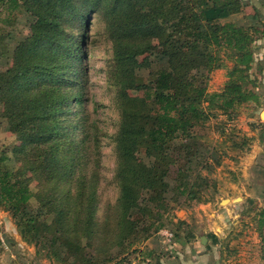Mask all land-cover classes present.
<instances>
[{"label": "trees", "instance_id": "1", "mask_svg": "<svg viewBox=\"0 0 264 264\" xmlns=\"http://www.w3.org/2000/svg\"><path fill=\"white\" fill-rule=\"evenodd\" d=\"M0 4L10 24L23 11L33 22L9 66L0 71V101L1 115L21 142L14 148L15 159L40 181L33 190L31 177L11 169L10 156L2 150L0 205L11 211L23 239L35 243L53 264H112L134 245L169 228L175 208L203 202L211 188L218 190L202 170L212 171V157L221 164L219 144H225L226 156L229 150L245 154L254 143L255 136L235 126L228 130L222 123L216 128L223 136L219 144L212 145L198 132L219 115L232 119L245 107L262 105L256 90L261 83L251 70L255 42L260 32L264 37V30L228 20L255 8L251 2ZM93 17L104 23L113 43L120 108L114 139L120 195L100 221V140L84 111L86 44ZM220 68L228 69V79L221 90L210 91L211 74ZM253 220L264 264V206L256 207ZM183 224L180 220L170 229L179 236ZM210 235L218 241L216 234Z\"/></svg>", "mask_w": 264, "mask_h": 264}, {"label": "rangeland", "instance_id": "2", "mask_svg": "<svg viewBox=\"0 0 264 264\" xmlns=\"http://www.w3.org/2000/svg\"><path fill=\"white\" fill-rule=\"evenodd\" d=\"M254 1L255 4L251 3L257 9V16L252 17L255 13V8L252 7L251 11L232 15L228 20L244 26L254 24L259 30H264V8L260 6L262 3L259 0ZM23 12L16 14L10 24L6 9L0 4V71L9 66L15 48L25 40L29 29L33 26L29 13ZM261 35L260 32L255 42L256 63L252 66L251 73L259 78L261 83L256 90L262 95V105L258 108L254 104L249 108L245 107L232 119L219 115L210 119L205 127L198 129V132L207 137L209 143L215 145L223 138L216 129L221 123V127L224 125L228 130L232 126L238 127L242 132L255 136L251 148L245 154L229 150L228 155L223 156L222 150L225 144H219V151L222 154L221 164L217 165L216 157H212L209 159L212 171L202 170L204 175L210 177L212 184H216L215 190H218L214 192L211 188L203 202L191 206L182 205L173 210V222L168 225V229L171 227L175 230L178 221L183 220L184 224L177 230L179 236L170 229L174 232V237L169 241L159 230L147 240L131 247L112 264L262 263L260 238L253 217L256 207L264 206V165L257 159L256 163L249 161L258 139L260 147L264 149V128L250 121L251 118L257 121L264 120L261 115L264 108V94L258 91L264 82V37ZM88 36L85 64L89 72V81L86 87L84 111L89 115L90 122L98 128L100 140L98 168L100 181L97 188L100 198L97 219L100 221L105 216L108 204L115 206L120 195L119 183L115 177L118 160L114 142L120 122V108L116 102L117 89L113 78V43L105 31L104 23L97 17L92 19ZM227 72V68H220L211 74L210 91L221 90L224 87L228 79ZM142 75L146 77L147 71H143ZM3 107L0 101V155L2 150H6L10 156L7 161L8 166L17 174L24 172L25 176L31 177L30 186L36 190L40 181L26 169L24 162L15 159L14 148L21 142L10 129L8 120L1 115ZM251 123L255 124L254 129L251 128ZM257 127L260 131L258 135H253L252 132ZM225 131L227 132V129ZM255 164L258 165L254 167ZM259 164L263 168L260 174L257 171L260 169ZM259 185L261 188L258 189ZM224 199L228 200L223 201ZM210 234H216L218 241L216 242ZM203 235L208 238L206 244L201 242ZM0 264H53L49 257L38 251L35 243L23 239L11 211L1 205Z\"/></svg>", "mask_w": 264, "mask_h": 264}, {"label": "crops", "instance_id": "3", "mask_svg": "<svg viewBox=\"0 0 264 264\" xmlns=\"http://www.w3.org/2000/svg\"><path fill=\"white\" fill-rule=\"evenodd\" d=\"M246 1L252 2L253 4H255V1L254 0H250V1L249 0H246ZM259 1L262 3V5H260V6H262L264 8V0H259ZM256 6H257V4H256ZM255 63L256 62H254L253 65ZM263 86H264V82L262 84V87H260L259 88L260 90H258V91H260L261 93L264 94V87ZM261 115H262V117H264V108H263V111L261 112ZM250 121L251 122H256L257 124H260L264 128V120L263 121H260V120L257 121V120H255V118H251ZM259 131H260L259 130V127H257L256 130L252 132V134L253 135H258ZM255 145L256 146L254 147V149L252 151V156L249 158V161L252 162V163H256V159H257L258 161H260V163H263V165H264V159H263L264 158V149H262L260 147V145H259V139L256 141ZM256 165H258V164H255L254 167H256ZM259 165H260V169L259 170L257 169V171H259V174H260V173H262L263 168H262L261 164H259ZM263 174H264V172H263ZM259 188H261L260 185L258 186V189Z\"/></svg>", "mask_w": 264, "mask_h": 264}, {"label": "built area", "instance_id": "4", "mask_svg": "<svg viewBox=\"0 0 264 264\" xmlns=\"http://www.w3.org/2000/svg\"><path fill=\"white\" fill-rule=\"evenodd\" d=\"M161 234L165 237V239L171 241L174 237V232L168 228H164L161 230Z\"/></svg>", "mask_w": 264, "mask_h": 264}, {"label": "water", "instance_id": "5", "mask_svg": "<svg viewBox=\"0 0 264 264\" xmlns=\"http://www.w3.org/2000/svg\"><path fill=\"white\" fill-rule=\"evenodd\" d=\"M237 200L238 199H240V198H236ZM228 199H224L223 201H227ZM207 240H208V238L205 236V235H203V236H201V242L203 243V244H206L207 243Z\"/></svg>", "mask_w": 264, "mask_h": 264}]
</instances>
